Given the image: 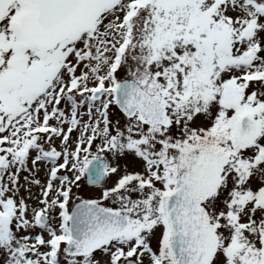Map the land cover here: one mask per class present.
<instances>
[{"label":"snow or ice","instance_id":"snow-or-ice-1","mask_svg":"<svg viewBox=\"0 0 264 264\" xmlns=\"http://www.w3.org/2000/svg\"><path fill=\"white\" fill-rule=\"evenodd\" d=\"M0 264H264V0H0Z\"/></svg>","mask_w":264,"mask_h":264}]
</instances>
